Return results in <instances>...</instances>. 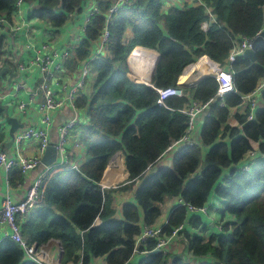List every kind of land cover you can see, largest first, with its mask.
Here are the masks:
<instances>
[{
	"label": "trees",
	"instance_id": "trees-1",
	"mask_svg": "<svg viewBox=\"0 0 264 264\" xmlns=\"http://www.w3.org/2000/svg\"><path fill=\"white\" fill-rule=\"evenodd\" d=\"M26 1L32 3L30 18L58 28L69 15L80 12L83 0ZM161 1L130 0L108 24L99 14L106 12L107 2L99 3V13L90 16L77 56L82 59L89 55V42L97 39L105 26L108 35L104 42L107 54L96 55L89 62L94 73V92L87 103L89 122L78 127L86 159L78 169L57 166L44 173L36 202L40 208L21 225V233L28 244L36 247L50 238L58 240L62 264H89L91 257L101 256H105L106 264H129L134 238L141 231L138 207L143 225L151 226L160 215L157 204L165 197L179 196L182 203L170 211L160 228L161 234L169 236L184 221L187 206H203L214 191L225 200L224 212L235 218L233 223L222 225L223 231L230 226L231 233L207 241L185 234L188 249L195 256H212L213 261L203 260L200 264H264V162L251 171L231 169L220 179L223 168L236 165L251 150L250 141L258 142L257 150L264 152V88L263 105L254 111L252 120H247V107L243 115H236L240 128L226 123L229 108L240 104L242 96L254 91L264 76V43L257 48L254 62L237 56L228 65L236 92H227L208 105L199 132L200 144L209 147L204 160H200L199 144H183L174 152L170 167L147 174V168L184 135L187 126V116L181 109L188 98L172 96L161 106L154 88L175 86L194 58L205 55L224 64L232 38H253L262 30L264 0H203L216 16V22L206 31L200 28L207 18L202 4L171 8L163 16L166 33L159 27ZM15 2L0 0V16L9 19ZM127 27L131 28L132 38L124 41ZM135 46L158 53L151 79L154 88L133 79L140 48L131 54V66L129 54ZM182 89L194 102L205 103L215 97L217 82L206 76L193 87ZM86 102L82 96L75 100L78 107ZM96 137L98 140L93 141ZM2 138L0 131V141ZM118 151L124 153L130 185L142 179L135 191L137 205L123 204L121 220L112 219L110 193L114 189L106 191L99 185L109 158ZM19 173H14L17 178ZM97 219L100 222L95 224ZM155 246L154 239H146L140 250L148 252ZM22 258V250L12 240L0 241V264H38ZM138 264L192 263L160 251L144 256Z\"/></svg>",
	"mask_w": 264,
	"mask_h": 264
},
{
	"label": "crops",
	"instance_id": "crops-1",
	"mask_svg": "<svg viewBox=\"0 0 264 264\" xmlns=\"http://www.w3.org/2000/svg\"><path fill=\"white\" fill-rule=\"evenodd\" d=\"M104 2L109 4L110 0H83L79 13H74L73 15L68 16L60 27L53 28L47 21L30 18L27 10L29 8L31 9V3L24 0L19 12L15 15H11L9 19H6L7 23L0 25V66L8 67L13 73H17V75L14 76L13 74L9 75L5 72L0 76V131L3 133V138L0 143L3 150L9 156L31 157L38 153V143L35 138L25 139L20 142L15 139L10 146H4L3 143L8 142L9 140V124L6 122L7 117H15L19 123L24 125V128L18 129L16 134L23 131L27 126H39L40 124L42 113L39 109V105L42 103L43 97L40 92L33 95L35 87L39 83L38 69L36 66H32L24 73H20L18 72L17 67L32 55L33 47L35 48V46H39L41 43H48L53 47L67 48L70 53V56L57 71L54 79L49 82L56 98L62 101V105L52 114L51 125L48 128L49 140L51 142H56L58 138L57 128L64 122L75 119L74 127L70 130L65 143L67 159L66 166L78 169L85 162L86 147L80 141L81 132L78 127L85 126L89 122L87 116V103L94 92V73L89 66V62L96 55L105 56L107 50L105 44L101 43L100 36L89 42V47H87L89 55L87 57L82 59L79 58L76 54V49L80 41L84 38V28L87 25L90 16L93 14V11L97 9L98 4ZM197 4H202L204 6V13L207 18L200 23V28L201 30L206 31L211 24L216 22V16L212 13V7L209 4L203 0H162L159 9L162 16L159 21V27L162 32L166 33L163 16L169 11V9H184ZM207 12H209L212 17H208ZM100 15H103L105 18V13H100ZM114 19L115 16L112 17V20ZM262 29H264V25ZM131 38V28L127 27L123 33V40L128 41ZM135 48H141L138 50V54L142 56V59L145 58L153 62L154 55L149 51H153L156 58L158 57V53L154 50L140 46H135L133 49ZM238 56H241V54ZM205 58L209 59L205 55L194 58L193 62L183 69L182 73L178 76L179 81L177 80L182 88L193 87L200 79L205 77L201 68H197L199 62H204ZM214 63L222 69H229L228 65L230 63L227 58L224 64H219L217 62ZM194 66H196V68H194ZM183 73H185V78L181 79ZM80 80H82V85L80 88H77V83ZM16 84H21L22 88L16 90ZM261 90L262 89L254 94L258 106L263 105ZM253 92L254 91L247 95H250ZM81 96L84 97L87 102L84 106L78 107L75 104V100ZM185 96L188 98L187 106L193 102V100L190 99L187 93H185ZM19 101L29 102L22 111L17 108V103H19ZM248 105V98L242 97L240 104L229 108V115L226 123L231 127L240 128L241 125L237 121L236 115H243ZM199 117L196 119L194 130L188 135V139L193 141V143L200 145V160L202 161L204 160L209 147L200 144L199 132L201 125L199 124ZM96 140H98L97 137L93 139V141ZM262 141L264 142V139ZM183 144V141H179L171 148L165 150L155 163L147 168V174L155 172L161 167H170L174 152L177 150V147H180ZM250 144L251 149L257 150L258 142L250 141ZM260 153L263 155L264 159V152ZM117 163H121L122 168ZM57 166L60 165L57 163ZM109 168H111V172L109 171ZM49 169L51 168H46L40 164L27 173L20 175L17 170L5 172L0 168V205L5 197H9L14 201L22 200L32 183ZM231 169L232 166L223 168L220 179L227 176ZM106 170L107 174L105 175ZM15 172L19 173V178L15 176ZM16 175L18 176V174ZM128 177L129 173L125 167L124 153L118 151L109 158L99 181V185L102 189L106 191L114 189V191L110 193L112 198L111 207L114 210L112 219L121 220L123 218L121 210L123 204L132 203L137 205L135 191L141 184L142 179L135 180L134 184L131 186V181H129ZM181 203L182 200L179 196L165 197L161 203L157 204L160 210V215L151 227L160 229L166 223L170 211L176 205ZM224 205L225 200L218 197L214 191H211L203 205L206 207V213H190L187 211L185 219L181 223L182 228L180 231L176 235H169L166 237L165 243L160 248V251L175 255L181 258L185 263L200 264L203 260L207 262L213 261L210 254L204 256L193 255L188 249L184 235L188 234L191 236H197L203 241H207L212 236L230 235V226L227 230L223 231L222 225L224 223H233L235 218L232 214L224 212ZM39 208L40 206L35 204L25 215H21L19 217L20 224L22 225L27 220L31 219ZM138 213L140 218L139 225L142 231L146 226L143 225V213L140 207H138ZM99 222L98 219L95 220V224H98ZM7 234L8 228L5 225L0 224V241L8 238ZM134 241V251L129 259V264H138L139 260L147 255V252L140 250L141 247H144V241L141 240L140 234L135 236ZM213 244L216 245V240L213 241ZM37 254L40 257L43 256V259L47 260L49 264H62L60 261L62 256L61 246L59 241L54 238H50L37 246ZM77 254L80 255L81 252H78ZM22 260L28 261L29 259L23 255ZM68 263L70 262L65 264ZM89 264H106L105 256L91 257Z\"/></svg>",
	"mask_w": 264,
	"mask_h": 264
},
{
	"label": "built area",
	"instance_id": "built-area-1",
	"mask_svg": "<svg viewBox=\"0 0 264 264\" xmlns=\"http://www.w3.org/2000/svg\"><path fill=\"white\" fill-rule=\"evenodd\" d=\"M130 0H110L109 6L105 12V22L108 24L111 22L112 17L115 16L116 12L127 5ZM24 0H16L15 9L11 13V15H15L21 9ZM93 13H99L98 7L93 11ZM100 14V13H99ZM10 15V16H11ZM208 17H212V15L207 12ZM71 16V15H69ZM6 17L4 15L0 16V25L7 23ZM258 34V33H257ZM108 35L106 26L101 31L100 40L101 43H104L106 37ZM254 38V37H253ZM253 38L247 37H234L232 38V47L227 55V60L229 63L234 61L235 57L240 55L242 51L249 47ZM136 50H131L129 54V63L132 65V57L131 54ZM154 55V63L156 61V55L153 51H149ZM70 56L69 49L67 48H57L49 45L48 43H41L39 46L33 47L32 55L23 63L18 65L17 70L20 73H24L27 69L32 66H36L39 72V83L35 87V91L33 95H36L38 92L42 94L43 101L39 105V109L42 113L39 126L30 125L27 126L23 131L18 134H15V139L17 141H22L29 138H35L37 140L38 153L31 157H11L9 156L2 148L0 143V168H2L5 172L11 170H17L20 174H25L31 169L39 166L41 164L40 157L43 154L46 146L49 144V135L48 128L51 125V117L55 110H57L61 105L62 101L56 98L54 91L51 89L49 82L54 79L57 71L62 67L64 61ZM153 63V64H154ZM203 64H208V67L205 71H203ZM201 66V70L203 75L213 77L217 82V89L215 96L222 99L223 95L227 92H236L233 81H232V72L229 69H222L218 65H216L213 61L206 59L205 61L199 62L197 68ZM149 68V66H148ZM153 68V67H152ZM133 70V69H132ZM134 71V70H133ZM151 71L148 77L142 78L137 74L136 71L134 80L145 84L147 86L153 87L151 83ZM178 80V78H177ZM179 81V80H178ZM176 81L175 86H167L163 88H154L158 94L157 103L161 106H164L166 99L169 97H182L185 96V92H183L182 86L180 83ZM82 85V80L77 83V88H80ZM22 88L21 84H16L15 89L20 90ZM264 88V76L261 80L258 81L254 92L250 95H244L243 98H248V115L247 120H252L254 111L257 109V99L255 97V93H258L260 89ZM29 102L19 101L17 103V108L21 111L25 109ZM210 100L205 103H197L191 102L189 105L181 109V112L187 116V126L184 135L177 141L173 142V144L168 147L171 148L175 143L179 141H183L184 144L193 145L197 143H193L188 139V135L194 130L196 119L202 114L203 110L208 107ZM220 105H223V101H221ZM75 119L68 120L61 124L57 128L58 138L55 142V147L58 151V164L60 166H66V140L69 135L70 130L74 127ZM264 162L263 155L256 149L249 150L243 158L236 165L232 166V169L236 172L240 171H251L258 164ZM44 175V174H43ZM43 175H40L29 187L24 197L20 201H14L9 197H5L0 205V224L5 225L8 228V238L12 240L23 252L30 261H34L38 264H49L47 260L43 259V256L40 257L37 254V247L34 244H28L24 239L21 233V224L19 222V217L21 215H25L29 209H31L37 202L39 197L38 189L40 187L41 178ZM187 211L192 212H202L206 213V207L201 206L199 208H193L191 206H187ZM182 225L180 224L177 227H174L171 231L170 235H176ZM140 234L141 240L145 241L146 239H154L156 241V246L161 248L164 243L166 235L161 234L160 229L153 228L151 226H146ZM73 264V263H68Z\"/></svg>",
	"mask_w": 264,
	"mask_h": 264
},
{
	"label": "water",
	"instance_id": "water-1",
	"mask_svg": "<svg viewBox=\"0 0 264 264\" xmlns=\"http://www.w3.org/2000/svg\"><path fill=\"white\" fill-rule=\"evenodd\" d=\"M32 5V3H31ZM30 11V8L27 10V12ZM264 43V29H262L251 41V44L249 47L245 48L241 56L247 58L250 62H254L256 59V50L261 45ZM158 57L156 58V61L154 63V66L151 71V76L150 78L152 79V75L154 72L155 64L157 62ZM8 73L9 75H14L16 76L17 73H13L10 68L8 67H1L0 66V76L3 73ZM262 91V90H261ZM216 99H218V96L213 97L210 100V103H213ZM6 122L9 124V129H8V137L9 140L6 143H3L4 146H10L12 142L15 140V134L18 129H23L24 125L22 123H19L15 117H7ZM179 149V147H177ZM41 164L45 166L46 168H55L57 167V162H58V151L55 147V142H49V144L46 146L43 154L40 157ZM157 252H160V248L155 247L154 249L150 250L147 252V255H152Z\"/></svg>",
	"mask_w": 264,
	"mask_h": 264
},
{
	"label": "bare ground",
	"instance_id": "bare-ground-1",
	"mask_svg": "<svg viewBox=\"0 0 264 264\" xmlns=\"http://www.w3.org/2000/svg\"><path fill=\"white\" fill-rule=\"evenodd\" d=\"M141 49V48H140ZM150 55V54H149ZM136 56L139 58L137 60L139 66L136 64L135 65V69H136V72L138 73V75H140L142 78H146L148 77L149 73H150V70L152 69V67L154 66V60L153 62H151V60H147V59H142L141 55H137ZM152 56V55H151ZM155 58V57H154ZM149 66V68H148ZM201 66H199V69H200ZM208 67V64H203V71H205ZM194 68H196V66H194ZM185 78V73L181 75V79H184Z\"/></svg>",
	"mask_w": 264,
	"mask_h": 264
},
{
	"label": "rangeland",
	"instance_id": "rangeland-1",
	"mask_svg": "<svg viewBox=\"0 0 264 264\" xmlns=\"http://www.w3.org/2000/svg\"><path fill=\"white\" fill-rule=\"evenodd\" d=\"M137 65H138V62H137ZM183 74H184V73H183ZM208 110H209V107H206V108L203 110L202 114L200 115V117H199V124H200V125L202 124L203 118L207 115ZM117 164H118V163H117ZM118 165L121 167V163L118 164ZM109 171L111 172V168H109ZM107 178H108V177H107Z\"/></svg>",
	"mask_w": 264,
	"mask_h": 264
}]
</instances>
